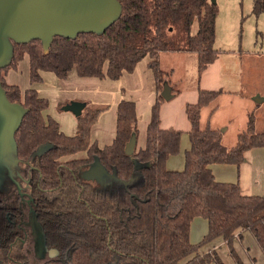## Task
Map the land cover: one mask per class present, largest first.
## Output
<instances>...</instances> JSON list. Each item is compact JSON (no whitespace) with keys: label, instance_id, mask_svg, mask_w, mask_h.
<instances>
[{"label":"trees","instance_id":"trees-1","mask_svg":"<svg viewBox=\"0 0 264 264\" xmlns=\"http://www.w3.org/2000/svg\"><path fill=\"white\" fill-rule=\"evenodd\" d=\"M117 1L121 16L102 35L54 37L46 53L37 40L14 44L8 69L27 55L31 83L40 82L42 72L60 80L74 72L79 78L117 81L148 58L161 92V53L194 55L197 78L217 59L218 9L210 0ZM252 14H264V0H253ZM2 86L8 101L25 111L14 134L15 157L25 169L17 192L30 188L33 219L41 227L44 247L55 255L41 263L12 257L14 244L24 238L21 209L0 200V264H223L215 250L202 251L216 240L225 244L233 264H244L234 249L244 233L264 255V196H244L237 184L217 182L210 170L214 164L239 166L246 151L264 147V134L253 132L250 116L235 145L226 148L219 130L202 129L200 112L221 91L198 89L196 103L186 105L190 149L183 170L168 171L166 162L179 153L182 133L160 128V96L151 107L144 146H134L128 156L125 148L138 125L133 102L118 103L114 138L100 147L91 140V128L106 107L85 106L76 118V133L65 136L55 121L43 117L48 103L34 89L21 93ZM42 146L49 147L38 154ZM77 154L83 157L68 159ZM95 159L117 181L83 179ZM195 218L207 222V233L192 244Z\"/></svg>","mask_w":264,"mask_h":264},{"label":"crops","instance_id":"crops-1","mask_svg":"<svg viewBox=\"0 0 264 264\" xmlns=\"http://www.w3.org/2000/svg\"><path fill=\"white\" fill-rule=\"evenodd\" d=\"M173 55L175 56H168L166 53H161L159 55L158 58L159 68L165 74H167L166 71H163L161 67L163 65V61L167 60L169 57H174L175 59H182V60L188 59L187 58L188 56L186 54L175 53ZM215 61L211 65H209L201 74L200 87H196L194 91L187 93L188 99H184V100L182 99L181 103L178 106L177 111L172 112L175 110V108L174 106H172L171 102L169 101H163L160 105V128L164 130L167 129L178 130L182 133L180 139L179 153L176 156L169 157L166 162V169L168 171H182L184 168L185 153L190 149V142L188 137V132L190 130V123L185 113V107L188 104L196 103L198 89L206 90V91L222 92L219 95L218 100H216L213 103L211 102L210 104L202 108L200 112V125L202 129L210 128L213 130H219V131L221 130L223 143H224L223 145L226 148L227 147L230 148L235 145L238 135L246 130L250 116L253 117V123H252L253 132L256 134H264V113L262 112V109H264V95H262L260 91L256 89L243 87V85L247 86L248 83H250V81L246 76L245 83H242L241 81L242 67L240 65H236V66L234 65L228 67L224 66L222 68L220 67V69L218 70V75H216L214 79L215 82H211V83L208 82L210 80V78L208 77L213 76L211 73L215 67L214 66ZM149 62L150 60L148 58L142 60L136 66L134 72L128 74L130 75V77L136 75L137 78L135 82L138 84L141 81V79L148 80V89L146 93L139 94L136 99H131V100L119 99L113 105H104L98 103L93 105V106L106 107L105 111H103L101 114L98 115L95 124L92 126V127H98L99 125H101L98 131L97 129L94 130L95 133H97V135H99V137L102 138V140H104V142L99 144L98 140L96 139L92 140L95 141L100 147L109 145L112 139L114 138L116 108L121 100L131 101L135 104L137 118H138V125L140 120V113H142L143 115L142 117L145 120H149L151 107L155 103L156 99L160 96V92H158L156 88V83L153 77V73L149 68ZM141 63H143L142 69H140L139 66L141 65ZM45 73L47 72H42L40 74L43 75ZM139 73L142 74L143 78L139 75ZM171 73H173V69H170V74ZM79 79L81 80H77V81H90V83H94L91 82L92 81L91 79H96V78H79ZM98 80L100 82L110 81L105 79L103 80L98 79ZM42 81L43 79L42 77H40V82L37 83H41ZM117 81H111V82L117 83ZM4 82L6 83L7 86L17 87L21 93L31 89L30 88L31 85L36 84V83H31L30 81L29 58L27 55H24L22 60H20L14 68L12 67L9 68V70L4 74ZM92 90L97 91V87L96 90L95 87ZM123 91L124 89L121 88L120 94H122ZM170 94H171V100L174 94L175 96H177V98L180 97L181 95L180 91L174 92L172 89H170ZM255 98L260 99L261 101L257 103L254 101ZM44 99L47 101L48 106L46 110L43 112V117L45 119H51L55 121L58 124L60 132L65 136H73L76 133L77 120L72 114L71 115L62 114L58 106L61 107L62 105L69 104L72 101L80 102L85 106H91L90 104H88L87 99H78L76 97L70 99L68 98L60 102L58 106L54 107V111L51 113L52 115H48L47 112L50 109V101L47 98ZM218 101L221 102L222 106L218 105ZM257 110H259L258 113H256ZM107 115H109L108 117H112V120H110L111 122L110 126L107 125L109 121L106 118ZM103 119H105L104 121L106 122V125L103 122ZM99 121H101L102 123ZM136 143H137V136H136ZM210 170L217 182L226 183V184H237L241 194L244 196H254V197L264 196V147L252 148L246 151L243 155V161L239 166L214 164L210 166ZM195 223H196V227L195 230H193V225ZM206 233H207V222L202 218H195L190 226V235H189L190 242L192 244H197L202 240V238L206 235ZM244 234L241 238V241H236L234 243L235 251L238 245L243 241ZM209 245L210 246H208V248H205L206 246L203 247L202 251L204 252L211 250L217 251L221 246L226 247L221 240H216L210 243ZM248 262L250 264H255V260H253L252 258H249Z\"/></svg>","mask_w":264,"mask_h":264},{"label":"rangeland","instance_id":"rangeland-1","mask_svg":"<svg viewBox=\"0 0 264 264\" xmlns=\"http://www.w3.org/2000/svg\"><path fill=\"white\" fill-rule=\"evenodd\" d=\"M214 3L217 6L218 14L215 20V40L213 48L216 50L218 57L211 73L213 76L208 77L210 78L208 82H215L214 79L216 75H218L220 67L240 65L242 67V83H245L246 76L250 81L247 86L243 85V87L256 89L264 95V14L259 16L252 14L253 0H214ZM166 54L168 56H175L173 55L175 53ZM186 55L188 56L187 60L169 57L167 60L163 61L161 67L162 70L167 73L163 77V87L166 85L174 92L180 91L181 94L178 98L174 94L172 100H169L175 108L172 112L177 111L182 99H188L187 93L194 91L196 87H200L201 84V77L197 78L194 55ZM142 64L143 63L139 65L140 69L143 68ZM170 69H173V73L171 74ZM139 75L143 78L141 73H139ZM39 76L42 77L43 81L31 85L30 88L36 90L39 96L47 98L50 101V109L47 112L48 115H52L51 113L54 111V107L68 98L76 97L78 99H87L88 104L91 106L97 103L113 105L119 99H136L139 94L146 93L148 89V80L141 79L138 84L135 82L137 76L133 75L130 77L128 74L120 78L117 83L111 81L100 82L98 79H91V82L94 83H90V81H77L81 79L76 77L74 72H71L66 80L57 79L51 73L39 74ZM94 87L95 90L97 87V91L92 90ZM121 88L124 89L122 94H120ZM218 97L213 102L218 100ZM70 103H73V101ZM66 105H62L61 107L58 106V108L62 114L71 115V113L62 110ZM218 105L222 106L220 101H218ZM258 112L259 110L256 111V113ZM262 112L264 113V109H262ZM108 116L109 115L106 117L107 120H109L107 125L110 126L112 117ZM142 116V113H140L136 135V149H140L144 146L146 126L149 122V120H145ZM104 120L105 119H103V122L106 125ZM100 126L101 125L92 127L91 129V140L96 139L99 141V144L104 142V140L95 133V130L97 129L98 131ZM220 132L222 133L221 130ZM222 144H224L223 137ZM82 157L83 154H77L68 159H78ZM18 170L22 172L23 166L18 163L15 157L14 142L10 139L4 142L0 149V193H11L20 190L21 183L15 177ZM20 178L21 176L19 179ZM32 227L34 234L33 249L41 263L53 257L55 254L53 250L43 246L44 239L40 225L34 222ZM195 227L196 223L193 225V230H195ZM208 246L205 248H208ZM28 247L29 249L31 248L30 245H28ZM216 252L223 264H233L226 247L221 246ZM236 252L244 264H250L248 262L249 258L255 260V264H264V255L249 233L244 234L243 241L236 248ZM13 255L15 254L12 253V257Z\"/></svg>","mask_w":264,"mask_h":264},{"label":"water","instance_id":"water-1","mask_svg":"<svg viewBox=\"0 0 264 264\" xmlns=\"http://www.w3.org/2000/svg\"><path fill=\"white\" fill-rule=\"evenodd\" d=\"M121 13L122 7L117 0H0V68L10 65L14 44L37 40L46 53L54 37L73 40L79 34L102 35L120 18ZM160 97L169 101L170 88L164 85ZM254 101L258 103L261 100L255 98ZM84 108V104L73 102L62 110L78 118ZM24 113L22 106L10 104L5 92L0 89V135L6 134L0 139V149L4 142L10 139L14 142V134ZM135 143L133 135L126 145V155H132ZM48 147H40L37 153L42 154ZM82 177L99 184L117 181L115 174H109L98 159L82 173Z\"/></svg>","mask_w":264,"mask_h":264},{"label":"flooded vegetation","instance_id":"flooded-vegetation-1","mask_svg":"<svg viewBox=\"0 0 264 264\" xmlns=\"http://www.w3.org/2000/svg\"><path fill=\"white\" fill-rule=\"evenodd\" d=\"M8 67L0 68V89L5 92V95H6V91L3 88L2 84L4 83L6 85V83L4 82V74L9 70ZM10 104L15 105L17 103H11L10 102ZM4 128L6 129L7 127H4ZM5 136H6V134L0 135V139L5 137ZM19 170L17 171L15 177L22 184L24 182V178H25V176H24L25 169L23 167L22 172ZM20 176H21V178L19 179ZM21 188H22V186H21ZM0 200L6 201V203H8L10 205H16V207L21 209V215H22L21 223L23 224L22 226H23L24 238L22 240L16 241V243L14 244V246L12 248V253H14L15 255H21V256L25 257L26 259L32 261L33 263H40V260L38 259L37 255L35 254L34 249H33L34 234H33V227L32 226L34 225V222H35L33 219L34 218V212H33L34 198H33V195L31 194L30 188H28L27 190L25 188V190H23L21 192V194L19 192H17V190L13 191L11 193L10 192L9 193L4 192L3 194L0 193ZM28 245H30V247H31L30 249H29Z\"/></svg>","mask_w":264,"mask_h":264}]
</instances>
